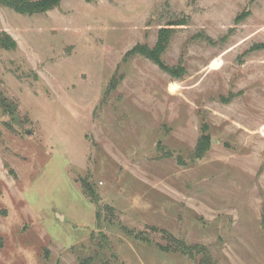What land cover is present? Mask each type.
Segmentation results:
<instances>
[{
	"label": "rangeland",
	"instance_id": "obj_1",
	"mask_svg": "<svg viewBox=\"0 0 264 264\" xmlns=\"http://www.w3.org/2000/svg\"><path fill=\"white\" fill-rule=\"evenodd\" d=\"M182 19L163 54L181 78L123 61ZM3 31L0 264H197L178 242L264 264V0L0 6Z\"/></svg>",
	"mask_w": 264,
	"mask_h": 264
},
{
	"label": "trees",
	"instance_id": "obj_2",
	"mask_svg": "<svg viewBox=\"0 0 264 264\" xmlns=\"http://www.w3.org/2000/svg\"><path fill=\"white\" fill-rule=\"evenodd\" d=\"M63 0H0V6L8 7L17 13L26 14V15H34L45 13L49 10H52L58 6H60ZM90 1V0H88ZM240 17H237V20ZM187 20H175L168 24V26H164L160 28L158 33V38L154 46H150L147 43H138L132 49L127 51L125 54L123 61H126L129 57H133L136 55H142L156 65H158L162 70L169 73L172 77L181 78L184 75L185 69L183 65L178 64L177 66H170L168 65L164 59L163 54L167 50L169 43L173 37L175 28L172 27L173 25H186ZM0 46L6 49H16L18 47L16 40L6 33L5 31L0 32ZM117 72L112 77L111 85L116 86L117 84ZM201 136L198 140V143L195 147L194 157L196 159L203 158L206 153L210 150L212 138L207 133L208 126L206 123L202 125L201 128ZM85 193L89 196L92 202L97 203L99 201L98 193L95 189L85 181L83 184ZM0 194H1V187H0ZM178 249L176 250L181 251L182 253L189 255L196 259L197 255L201 258L197 260V264H214L212 260V256L208 252L206 246L204 245H185L182 242H178Z\"/></svg>",
	"mask_w": 264,
	"mask_h": 264
},
{
	"label": "water",
	"instance_id": "obj_3",
	"mask_svg": "<svg viewBox=\"0 0 264 264\" xmlns=\"http://www.w3.org/2000/svg\"><path fill=\"white\" fill-rule=\"evenodd\" d=\"M30 132V131H29Z\"/></svg>",
	"mask_w": 264,
	"mask_h": 264
}]
</instances>
